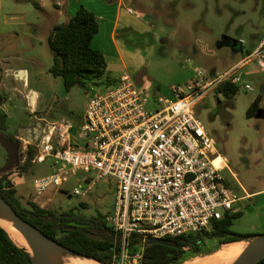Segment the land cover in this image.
Masks as SVG:
<instances>
[{
    "label": "rangeland",
    "instance_id": "1",
    "mask_svg": "<svg viewBox=\"0 0 264 264\" xmlns=\"http://www.w3.org/2000/svg\"><path fill=\"white\" fill-rule=\"evenodd\" d=\"M63 3L71 6L67 14H63ZM117 4L118 0H0V76L5 81L1 78L0 84H5L0 85V133L17 134L22 129L20 160L3 173L7 152L0 143V176L5 177V182L21 166L23 140L32 139L23 129L34 118L50 122L63 117L78 127L89 95L105 90L123 73L133 76L141 69L145 70L142 79L148 97H170L171 86L184 85L195 67L227 70L252 52L264 36V0H122L121 6ZM75 6H84L101 18L92 47L105 52L106 68L101 78L66 90L62 78L50 73L53 56L48 37L56 24L72 17ZM125 13L141 21L143 27L124 28L121 21L115 46L110 24L115 14ZM114 47L129 56L119 57ZM124 63L132 66L127 69ZM17 69L26 70L27 78L14 77L12 71ZM243 71L252 91L238 90L229 97L214 91L197 109L225 161L223 177L240 196L243 190L251 194L238 204L242 214L230 230L235 234L260 235L264 234V72L254 63H247ZM32 90L36 95L30 94ZM258 96L259 110L248 118L246 111ZM222 111L231 118L222 121ZM49 165L50 160L28 165L20 172L24 184L15 189L23 207L30 209L28 201H35L32 179L50 172ZM12 178L18 180L16 175ZM88 183L69 173L61 187H49L41 195L50 201L40 206L57 214L71 211L85 218L108 215L114 207L115 181H97L85 196L70 194L74 187L85 188ZM206 245L207 251L219 248L218 240L206 239ZM186 257L184 262L196 258L188 251ZM127 261L131 264L133 257ZM135 263L140 264L137 260Z\"/></svg>",
    "mask_w": 264,
    "mask_h": 264
},
{
    "label": "built area",
    "instance_id": "2",
    "mask_svg": "<svg viewBox=\"0 0 264 264\" xmlns=\"http://www.w3.org/2000/svg\"><path fill=\"white\" fill-rule=\"evenodd\" d=\"M247 63L264 72V41L227 70L195 67L184 85H172L170 97L158 99L148 97L143 79L138 85L125 72L89 95L78 127L63 117L50 122L34 118L42 133L36 140H23L21 166L8 182L13 188L22 184L19 174L29 146L34 148L32 166L50 160V172L32 179L35 200L49 187H61L69 173L89 181L85 188L72 189L75 196H85L97 181L114 180V207L104 216L120 239L114 264H130L128 257H133L131 264L140 263L148 238L209 232L214 221L239 212L246 195L240 196L223 177L225 161L197 107L222 85L252 91L244 78ZM133 237L139 244L131 256Z\"/></svg>",
    "mask_w": 264,
    "mask_h": 264
},
{
    "label": "trees",
    "instance_id": "3",
    "mask_svg": "<svg viewBox=\"0 0 264 264\" xmlns=\"http://www.w3.org/2000/svg\"><path fill=\"white\" fill-rule=\"evenodd\" d=\"M34 5L38 6L36 3ZM98 31V17L84 6H79L67 22L56 24L52 28L48 37V46L53 56L50 73L62 78L66 90L74 86H84L87 82L103 76L106 68L105 58L100 51L92 47L93 38ZM218 92L229 97L235 95L238 89L235 86L222 85ZM1 100L3 99L0 98ZM260 102V96L251 102L246 111L248 118L257 113ZM0 143L7 152L3 173L19 159L20 138L17 134L0 133ZM33 155L34 148L29 146L26 161L21 169L31 166L30 159ZM0 197L7 201L19 216L65 248L105 264H114V256L118 255L120 250V239L106 226L104 217L85 218L71 211L57 214L31 201H28L30 209H27L22 206L16 189L8 181L5 182L4 176H0ZM80 205L83 206L82 203ZM241 214L237 212L214 221L210 231L202 235L166 238L182 249L147 243L141 254L140 264H182L187 258V251L191 257L209 255L214 251L205 249L206 239L218 240L219 247L237 241L246 242L257 234H235L230 230L233 221ZM138 244V240L133 237L130 243L131 255L135 254ZM0 264H32L26 249L18 247L1 226ZM255 264H264V258Z\"/></svg>",
    "mask_w": 264,
    "mask_h": 264
},
{
    "label": "water",
    "instance_id": "4",
    "mask_svg": "<svg viewBox=\"0 0 264 264\" xmlns=\"http://www.w3.org/2000/svg\"><path fill=\"white\" fill-rule=\"evenodd\" d=\"M144 74H145V70L141 69L133 76L134 80L138 85L142 83V78ZM17 75L24 77L26 76V72L25 70H20L17 72ZM230 118L231 116L229 113H227L226 111L221 112L220 119L222 121H227ZM29 141H33V140L29 139ZM79 179H82V175L79 176ZM0 219L8 222L13 227H15L26 239L32 250V252L26 250L30 254L32 264H50L49 257L54 252L57 251L68 252L87 259L97 261L101 264H105L97 259L73 252L65 248L61 244H59L54 239L46 236L41 230H39L33 224H31L30 222L19 216L17 212L13 209V207L2 197H0ZM93 237L98 238L95 236ZM246 241L250 243L248 249L233 264H255L264 258V234H260V235L257 234L253 238ZM147 242L149 244H160L168 247H176L178 249H182L181 246L175 245L174 243H172L167 239L148 238Z\"/></svg>",
    "mask_w": 264,
    "mask_h": 264
},
{
    "label": "bare ground",
    "instance_id": "5",
    "mask_svg": "<svg viewBox=\"0 0 264 264\" xmlns=\"http://www.w3.org/2000/svg\"><path fill=\"white\" fill-rule=\"evenodd\" d=\"M0 226L5 229L13 242L19 247L32 252L30 245L22 234L11 224L0 219ZM248 241L235 242L220 246L216 251L203 257H196L182 264H233L248 249ZM50 264H101L97 261L87 259L68 252L57 251L49 257Z\"/></svg>",
    "mask_w": 264,
    "mask_h": 264
},
{
    "label": "crops",
    "instance_id": "6",
    "mask_svg": "<svg viewBox=\"0 0 264 264\" xmlns=\"http://www.w3.org/2000/svg\"><path fill=\"white\" fill-rule=\"evenodd\" d=\"M121 1L122 0H118V6H119V4L121 3ZM66 3V2H65ZM66 4H64L63 3V14H67L68 13V10H69V8L71 7L70 5L69 6H65ZM120 6H121V4H120ZM56 7H57V4H56ZM76 8H74L73 9V12H72V15L71 16H73L74 15V13L76 12V10L79 8L78 6H75ZM40 8V7H39ZM88 9V8H87ZM129 10V9H128ZM55 11H57L56 9H55ZM129 12V11H128ZM60 14V13H59ZM69 16H70V14H69ZM99 17V16H98ZM70 18V17H69ZM100 20H101V18H98V21H99V30H100ZM121 21L123 22V27L124 28H128V27H134L135 29H142V27H143V23L141 22V21H139L138 19H136V20H133V19H131L130 17H128V15H126V13L123 15V16H118L117 14H115V17H114V19H113V21H112V23L110 24V36L114 39V42H115V46H116V39H115V37H116V34H117V32H118V29L122 26L121 25ZM94 39V38H93ZM264 41V36H263V38L258 42V44L255 46V48L256 47H258V45L260 44V43H262ZM115 48V47H114ZM254 48V49H255ZM253 49V50H254ZM114 52L115 53H117L118 55H119V57L122 55V54H128V56H129V53L128 52H126L125 50H122L121 48H115L114 49ZM101 53L103 54V56H104V58H105V62H106V54H105V52H102L101 51ZM250 53V52H249ZM128 59H130L129 57H128ZM124 65H125V67L128 69V67H130V66H132V63H124ZM21 69H17V70H13L12 71V73H13V76L14 77H16L17 76V72L18 71H20ZM213 70H216L217 71V68H215V67H212V68H210V71H213ZM135 71V70H134ZM25 72H26V78H27V75H28V73H27V71L25 70ZM137 73V72H136ZM135 73V74H136ZM134 74V75H135ZM133 75V76H134ZM3 79V81H4V77L1 75L0 76V79ZM24 80V79H23ZM5 82V81H4ZM25 82H26V80H25ZM3 84H5V83H2V84H0L1 85V87H2V85ZM0 87V88H1ZM30 94H35L36 95V92L35 91H30ZM29 94V95H30ZM39 126V127H41L40 126V124L38 123V122H36V121H34L33 120V122L31 121L30 122V124L28 125V126H22V127H24V129H23V131H25V132H27L28 133V135H29V137H31V133L32 132H34V131H37V127ZM21 130L22 129H20L19 128V131L17 132V135H18V137L20 138V136L22 137V135H21ZM41 131H40V133L39 134H41L42 133V128L40 129ZM14 134V133H13ZM40 136V135H39ZM32 138V137H31ZM30 139V138H29ZM22 184H24V182H22ZM20 187L22 186L21 184L19 185ZM237 190V189H236ZM243 195H246V198L247 197H249L251 194L250 193H247V192H245L244 190H243ZM50 201V199H47V201L45 200V198H43V197H38L34 202L35 203H37L38 205H40V204H43V203H46V202H49Z\"/></svg>",
    "mask_w": 264,
    "mask_h": 264
},
{
    "label": "flooded vegetation",
    "instance_id": "7",
    "mask_svg": "<svg viewBox=\"0 0 264 264\" xmlns=\"http://www.w3.org/2000/svg\"><path fill=\"white\" fill-rule=\"evenodd\" d=\"M37 127V126H36ZM38 129H37V131H34V132H32L31 133V137H32V140H36V139H38V137H39V133H40V129H41V127H37Z\"/></svg>",
    "mask_w": 264,
    "mask_h": 264
}]
</instances>
